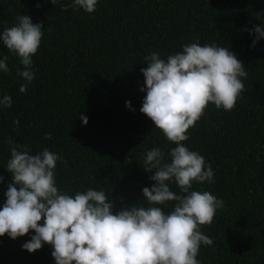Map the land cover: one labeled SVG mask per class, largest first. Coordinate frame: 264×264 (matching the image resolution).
<instances>
[{
	"label": "trees",
	"instance_id": "trees-1",
	"mask_svg": "<svg viewBox=\"0 0 264 264\" xmlns=\"http://www.w3.org/2000/svg\"><path fill=\"white\" fill-rule=\"evenodd\" d=\"M70 2L0 0V31L21 14L44 27L33 56L35 79L24 93L16 75L23 66L0 43L10 68L0 73V94L13 98L10 108L0 110V206L11 182V142L31 154L45 147L56 152L62 158L57 185L70 195L105 189L114 212L135 203L148 207L142 188L154 181L143 167L145 154L159 147L167 156L176 145L139 110L146 94L139 90L144 57L158 51L166 59L185 44L216 43L234 52L248 75L236 106L224 111L210 103L182 142L214 171V183L193 188L224 201L212 223L200 228L214 243L202 245L197 259L264 264V38L252 47L255 34H249L254 25H264V0H99L92 13L61 10ZM80 115L88 118L86 125ZM169 186L179 193L174 182ZM174 203L157 206L167 213ZM33 234L0 236V264H55L50 244L31 253L21 247Z\"/></svg>",
	"mask_w": 264,
	"mask_h": 264
},
{
	"label": "clouds",
	"instance_id": "clouds-1",
	"mask_svg": "<svg viewBox=\"0 0 264 264\" xmlns=\"http://www.w3.org/2000/svg\"><path fill=\"white\" fill-rule=\"evenodd\" d=\"M50 2L56 5L59 0ZM98 3L71 0L61 4V10L92 13ZM43 29L41 23L21 14L14 25L0 31V43L23 66L16 71L24 81L19 85L21 93L35 79L33 56L41 45ZM253 33L252 47L264 38V25H254L249 30ZM8 59L0 56V73L10 72ZM144 60L147 67L140 70L144 85L139 90L146 94L139 110L176 145L167 156L159 147L145 154L143 167L153 173L149 179L154 181L151 187L142 188L148 207L135 203L114 212V202L105 189L88 188L70 195L57 185L56 166L62 158L56 152L45 147L31 154V149L10 142L6 168L11 182L0 206V236L16 239L34 230L21 247L31 253L48 243L55 264H201L197 259L201 246L214 241L200 228L212 223L224 201L193 188L194 183H214V171L204 156L182 142L189 139L187 130L210 103L224 111L236 106L245 89L242 78L248 73L234 52L216 43L185 44L166 59L153 51ZM12 103L11 95L0 94V110ZM125 106L134 111L130 101ZM80 119L88 123L86 116ZM45 138L51 139V134ZM171 182L179 193L170 190ZM169 201L175 202L171 212L157 206Z\"/></svg>",
	"mask_w": 264,
	"mask_h": 264
}]
</instances>
